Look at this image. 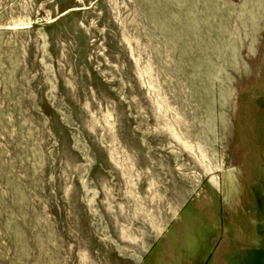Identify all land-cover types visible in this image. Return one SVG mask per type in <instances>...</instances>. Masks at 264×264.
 Listing matches in <instances>:
<instances>
[{
	"label": "rangeland",
	"instance_id": "1",
	"mask_svg": "<svg viewBox=\"0 0 264 264\" xmlns=\"http://www.w3.org/2000/svg\"><path fill=\"white\" fill-rule=\"evenodd\" d=\"M0 264H264V0H0Z\"/></svg>",
	"mask_w": 264,
	"mask_h": 264
}]
</instances>
